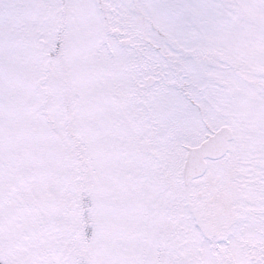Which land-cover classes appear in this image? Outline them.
<instances>
[{
	"label": "snow or ice",
	"instance_id": "obj_1",
	"mask_svg": "<svg viewBox=\"0 0 264 264\" xmlns=\"http://www.w3.org/2000/svg\"><path fill=\"white\" fill-rule=\"evenodd\" d=\"M0 264H264V0H0Z\"/></svg>",
	"mask_w": 264,
	"mask_h": 264
}]
</instances>
